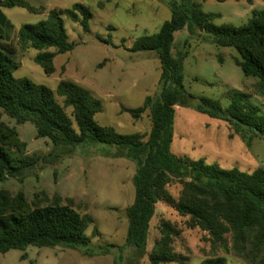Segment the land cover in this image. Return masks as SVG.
Here are the masks:
<instances>
[{
    "label": "trees",
    "instance_id": "trees-1",
    "mask_svg": "<svg viewBox=\"0 0 264 264\" xmlns=\"http://www.w3.org/2000/svg\"><path fill=\"white\" fill-rule=\"evenodd\" d=\"M162 1L171 11L170 19L158 33L138 38L131 48L132 52H155L161 67L159 93L146 97L142 107L125 110L134 119L150 110L153 127L146 141L140 134H121L111 126L100 125L95 117L102 112L101 101L73 82L63 80L53 91L28 78H15L13 71L18 68L12 57L15 49L10 45L0 48V108L10 118L17 124L32 123L37 138L49 139L53 152L84 144H107L117 148L116 156L134 162L137 167L133 177L134 202L126 210L128 230L124 246H91L87 231L93 219L81 216L71 204L57 202L31 207L23 194L13 197L0 190V253L26 251L29 247H62L96 256L108 255L116 248L119 256L114 264H122L128 249L137 257L144 256L157 204L164 201L179 215L189 217V228L206 232L213 248L225 252L231 249L249 264H264V170L246 173L237 168L225 169L203 159L178 157L171 149L177 105L225 120L232 136L240 137L248 146L256 137L264 141V114L249 102V95L239 90L228 91L230 104L226 109L219 100L196 98L185 89L186 55H173L175 35L185 29L193 36L197 32L206 34L217 46L234 48L238 53L235 64L246 76L259 80L256 92L264 102V10L255 11L244 26H216L214 20L219 16L203 12L197 0ZM14 7L43 14L42 8L26 0H0V14L2 8ZM65 17L78 23L84 32L90 31L93 13L82 3L64 10L53 9L47 19L25 24L18 31L19 45L38 51L34 61L47 75L55 73L57 55L74 50ZM103 42L110 44L109 40ZM56 96L63 98V105ZM26 149L27 143L2 121L0 114V182L22 179L37 165L39 158L26 155ZM174 181L182 184L177 201L167 190ZM160 233L161 238L149 255L150 264L173 263L177 260L173 243L178 231L172 223L164 221ZM226 263L219 256L201 262Z\"/></svg>",
    "mask_w": 264,
    "mask_h": 264
},
{
    "label": "rangeland",
    "instance_id": "rangeland-1",
    "mask_svg": "<svg viewBox=\"0 0 264 264\" xmlns=\"http://www.w3.org/2000/svg\"><path fill=\"white\" fill-rule=\"evenodd\" d=\"M26 1L42 8L43 14L30 13L19 7L2 8L0 14V48L10 45L15 49L12 57L18 68L13 71V76L28 78L53 91L63 80L73 82L101 101L102 112L95 117L100 125L111 126L121 134H140L146 141L153 127L150 110L138 119L125 110L140 108L146 97L159 93L161 67L155 52H132L131 48L138 38L159 32L171 17L168 6L162 0ZM197 2L203 12L219 16L214 20L216 26L241 27L255 11L264 10V0ZM75 3L91 9L90 31L86 33L78 23L64 18L74 50L57 55L55 73L47 75L34 61L38 51L25 50L19 45L18 31L25 24L47 19L53 9H68ZM175 37L173 55H186L184 84L188 93L196 98L219 100L226 109L230 104L228 91L239 90L249 95V102L264 114V102L256 92L259 80L246 76L235 64L238 53L234 48L217 46L206 34L197 32L193 36L187 29ZM105 40L110 44L103 42ZM56 98L64 104L63 98ZM175 111L171 149L178 157L203 159L209 164L218 163L225 169L237 168L246 173L264 170V141L261 138H254L248 146L240 137L232 136L225 120L181 105H177ZM67 113L71 115L72 110L68 108ZM0 114L2 121L14 128L20 139L27 143L26 155L39 158L24 178L0 182V190L8 191L13 197L23 194L31 207L57 202L71 204L81 216L88 215L93 219L87 231L91 246H124L128 230L126 210L135 198L136 164L116 156V147L101 143L53 152L54 146L49 139L37 138V129L32 123L17 124L1 108ZM14 154L18 155L16 151ZM167 190L177 201L182 184L174 181ZM188 220L189 217L179 215L171 204L159 202L144 256L137 257L132 249H128L122 264H150L149 255L161 238L160 225L164 221L172 223L178 231L173 243L177 260L169 264H201L214 256L224 257L226 264H249L231 249L225 252L222 248H213L207 241V233L189 228ZM118 250L112 248L108 255L91 256L79 249L29 247L26 251L0 253V264H114ZM23 255L26 258L23 259Z\"/></svg>",
    "mask_w": 264,
    "mask_h": 264
}]
</instances>
